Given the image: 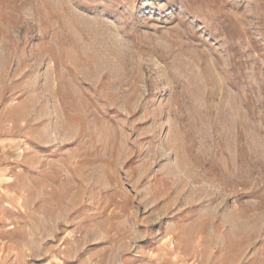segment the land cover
<instances>
[{"label":"rangeland","instance_id":"obj_1","mask_svg":"<svg viewBox=\"0 0 264 264\" xmlns=\"http://www.w3.org/2000/svg\"><path fill=\"white\" fill-rule=\"evenodd\" d=\"M0 264H264V0H0Z\"/></svg>","mask_w":264,"mask_h":264}]
</instances>
